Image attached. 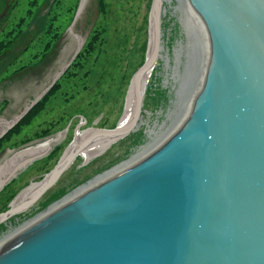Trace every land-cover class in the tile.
Masks as SVG:
<instances>
[{"label":"water","instance_id":"water-1","mask_svg":"<svg viewBox=\"0 0 264 264\" xmlns=\"http://www.w3.org/2000/svg\"><path fill=\"white\" fill-rule=\"evenodd\" d=\"M159 1L119 130L90 129L68 170L0 229L49 196L89 140L131 126L167 11L152 132L4 245L0 264H264V0Z\"/></svg>","mask_w":264,"mask_h":264},{"label":"rangeland","instance_id":"rangeland-1","mask_svg":"<svg viewBox=\"0 0 264 264\" xmlns=\"http://www.w3.org/2000/svg\"><path fill=\"white\" fill-rule=\"evenodd\" d=\"M7 2L0 0V11L5 12L0 20V118L17 117L28 105L32 108L42 105L43 109L40 113L27 109L26 120L30 125H24L26 121L22 127L15 124L20 129L17 131L15 127L17 132L9 139L6 140L5 132L0 134V172L2 166H8L9 160L23 148L57 132L64 133V137L46 154L16 169L13 183L0 193V211L7 206L12 194L15 193L16 198L20 190L38 183L41 175L53 167L58 158L56 152L61 154L69 147L77 129L108 130L117 125L131 78L141 71L144 61L153 0H14V6L11 0ZM81 3L84 6L79 11ZM32 4L34 12L30 8ZM161 4L162 0L159 6ZM30 12L32 17L27 15ZM24 14L27 16L18 19ZM160 14L162 41L159 45H163L167 11ZM45 17L59 26H48ZM71 28L73 34H70ZM96 30L95 34H100L98 38L102 40H89L84 48L90 31ZM95 34L90 33L97 37ZM78 38L83 40L79 45ZM47 45L55 48L52 52L49 50L48 57L41 50ZM155 67L148 80L149 91L159 88V82L150 81L153 75L160 81L161 66L158 73H154ZM49 93L55 94L48 98ZM142 105L141 123L129 135L112 139L105 148L92 151L87 161L81 156L80 162L69 169V176L64 174L60 182L52 186L51 194L36 202L13 226L43 213L52 201L67 194L68 189L92 179L141 145L152 132L149 130L154 128L158 110L149 92ZM69 120L71 124L63 128V123ZM41 131L48 136L41 138L38 135ZM142 131V141L133 139L135 135H142Z\"/></svg>","mask_w":264,"mask_h":264},{"label":"bare ground","instance_id":"bare-ground-1","mask_svg":"<svg viewBox=\"0 0 264 264\" xmlns=\"http://www.w3.org/2000/svg\"><path fill=\"white\" fill-rule=\"evenodd\" d=\"M11 1H12L11 3L14 6V0H11ZM38 2H40V1H38ZM6 3L8 4L7 0H6ZM83 6H84V4L81 3V5L79 7V11L81 10L80 8H83ZM34 7L35 6L33 4L30 7L33 12H34V10H33ZM32 14L30 12V14L28 13L27 15L32 17ZM103 14H104V16H103V18H104L105 13L103 12ZM4 15H5V12L3 10H1L0 11V16H1L0 20L4 17ZM24 15L18 17V19H22L23 17L27 16V15H25V16ZM160 17H161L160 18V21H161V19H162L161 14H160ZM46 19H47L46 22H47L48 26H53L54 28L57 25L59 26V24L56 25V21H54V22L50 21V20H48V17ZM148 24H149V20H148ZM65 27L69 28V25L65 24ZM91 28H92L91 29V31H92L94 26ZM91 31H90V33L92 35H94L97 32V30L94 33ZM90 33L87 36L85 43L83 44L84 48L85 47L87 48L86 43L89 40L90 41H95V40L97 41L98 39H101V38H98V36L100 34H95L97 37H94V36L90 35ZM70 34H73V28H71ZM161 36H162L161 24L159 22V32H158L157 39H156L157 43L155 44L153 61H152V64H151V67H150V70H149V73H148V76H147L141 97H140V100L138 103V107H137V110H136V113H135V116L133 118L131 126L126 130V132L121 137H123L124 135H129L131 133V131L134 130L135 126H137L139 123H141V121L139 119L141 116V111H143L142 110V106H143L142 104L147 99V92H149L151 94V97L153 98V102H155V104L158 105L159 88H155V90L151 89V91H149L150 85L148 83V80H149L150 74L152 73L154 66H156L154 73H158L157 69L161 66L162 52H163V51L162 52L159 51L161 48H163L162 44L159 45V42L161 43V41H162V39L160 38ZM56 39L57 38H55L53 40H56ZM78 41H79V43H78V45H79L82 43L83 40H82V38H78ZM42 49L44 50L45 55H47V57H48L49 56V50H50V52H52V51H54L55 48H52V47H50V45L49 46L47 45V48H41V50ZM159 58L161 59L160 61H159ZM80 65H81V62H80ZM73 70H74V67H73ZM137 73L138 72H136L134 75H136ZM131 80H132V78H131ZM151 80H152V82L154 80L159 82L158 78L155 77L154 75H153V78H150V81ZM54 83L56 84V82H54ZM151 86H153V84ZM54 94L55 93H53V94L49 93L47 97L50 98ZM32 102H34V100ZM27 109L31 110V112H33V113H34V111H36V113H40L41 110L43 109V107H42V105H38V106H34V108H32L31 105H28ZM27 109L23 110L17 117H11L10 119L0 118V134L5 132L6 140L9 139V136L11 135L10 132L12 133V130H15L14 129L15 127H16L17 131L20 129V126L22 127V125L25 123V122L23 123V121H26V123L24 125H26V126L28 124L30 125V123L26 120L28 117V114L26 113ZM32 109H33V111H32ZM120 119H121V117H120ZM120 119H119L117 125L113 129L107 130V128H96V127H90L89 129L82 130V131L77 129L76 132L74 133L73 137H72L71 142L68 144L69 147H67V149L65 151H63V153H61V154L59 152H56L58 158L55 160L53 167L51 169H49L47 172H45L43 175H41V178L37 181L38 183L36 185H34L35 187L33 185H31V186H27V187L23 188L22 191L21 190L19 191L20 194H19V196H16V198H15V193L12 194V196H10L7 199V206H5V208H3V211H0V216L10 217L13 214H17V213L22 212V207H27L33 196H35L37 198L39 197L36 189H39V188L53 184V175L58 174V173L63 172V171L68 169V167L70 166V164H71L82 140L84 139V137L86 136V134L88 133V131L90 129L99 130V131L119 130ZM67 121L65 123H63L64 124L63 128H65L71 124V120H69V123ZM48 122H49V125L52 126L50 121H48ZM53 122H54V120H53ZM17 123H19L20 126H15V124H17ZM8 128H10V129H8ZM9 130H11V131H9ZM17 131L13 132L12 134L16 133ZM151 131H152V129L149 130V132H151ZM38 135L41 138L48 136L43 131L39 132ZM142 136H143V131H142V135H140V134L135 135V137L133 139H136L137 141H142V139H141ZM63 137H64V133L57 132L56 135L49 137V138H46L44 140L36 141L35 144L29 145L26 148H23L22 150L18 151L16 154H14V156H13L14 158L10 159L8 162V164H7L8 166L4 165L1 168L2 171L0 172V193L2 191H4L6 188H8L10 184L13 183L14 180H13L12 176H13V174H15L17 172L16 169H18V167L20 165L26 164L27 161H30L34 158L37 159V158L43 156L50 149H52V147L55 146V144L57 142H59L61 139H63ZM111 140H112V138H108V137L103 138V140H101V139H98V140L96 139V141L94 139L89 140V146H83L81 156L87 161L89 159V154L92 153V151L96 152V151H99V149L105 148V146L108 145L109 142L111 143ZM0 142H2V139L0 140ZM142 142H144V141H142ZM0 153H1V148H0ZM33 172H34V170H33ZM31 175H33V174H31ZM88 181H89V179H88ZM86 182H84V183H86ZM84 183L82 182L81 185H83ZM80 186L68 189L66 191L67 194H64L63 196H61V198L52 201V203L44 210L43 213H39V214L33 216L31 219H27V220L23 221L22 223H19L15 226L11 225V226L0 229V249L3 248L4 245H6L7 243L16 239L20 234H22L24 231H26L29 227L34 225L36 222L42 220L47 215L52 214V212H54L58 207H60ZM13 199H14V201H12V203H11V200H13Z\"/></svg>","mask_w":264,"mask_h":264},{"label":"trees","instance_id":"trees-1","mask_svg":"<svg viewBox=\"0 0 264 264\" xmlns=\"http://www.w3.org/2000/svg\"><path fill=\"white\" fill-rule=\"evenodd\" d=\"M13 132H15V130H12V133H13ZM12 133L10 132V134H12Z\"/></svg>","mask_w":264,"mask_h":264}]
</instances>
